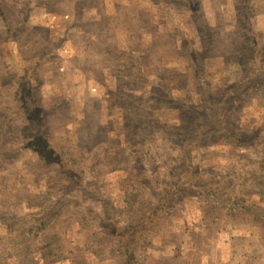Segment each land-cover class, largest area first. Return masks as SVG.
I'll return each mask as SVG.
<instances>
[{
  "label": "rangeland",
  "instance_id": "1",
  "mask_svg": "<svg viewBox=\"0 0 264 264\" xmlns=\"http://www.w3.org/2000/svg\"><path fill=\"white\" fill-rule=\"evenodd\" d=\"M175 183L149 264H264V0H0V264H123Z\"/></svg>",
  "mask_w": 264,
  "mask_h": 264
},
{
  "label": "trees",
  "instance_id": "2",
  "mask_svg": "<svg viewBox=\"0 0 264 264\" xmlns=\"http://www.w3.org/2000/svg\"><path fill=\"white\" fill-rule=\"evenodd\" d=\"M199 56V54H198ZM236 86L232 90H236ZM237 100H234V104ZM226 110L219 108L217 103L210 102V106L206 108L204 115L199 119L206 121H216L214 125H219L227 116ZM43 128V127H42ZM239 130V129H238ZM241 131V130H239ZM241 138L235 140V147L240 146ZM191 143L188 144V147ZM50 150H45V154L51 153ZM188 169L191 168L190 157H188ZM179 183L167 185L166 188L158 190H147L149 197L146 198L144 192L137 190L139 195L132 205L135 209L134 216L127 222H110L105 220L101 224V229L106 238L109 239L111 245V255L124 258L123 264H149L146 254V246L150 237L155 232L158 224L164 217L169 216L177 208L176 198L179 194ZM136 191V192H137Z\"/></svg>",
  "mask_w": 264,
  "mask_h": 264
}]
</instances>
